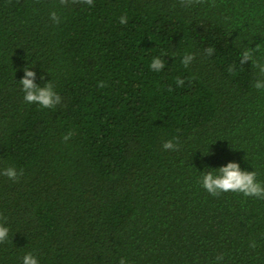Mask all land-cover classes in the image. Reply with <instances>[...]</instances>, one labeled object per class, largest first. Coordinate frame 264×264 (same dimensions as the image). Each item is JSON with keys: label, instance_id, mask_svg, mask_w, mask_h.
Returning a JSON list of instances; mask_svg holds the SVG:
<instances>
[{"label": "trees", "instance_id": "16d2710c", "mask_svg": "<svg viewBox=\"0 0 264 264\" xmlns=\"http://www.w3.org/2000/svg\"><path fill=\"white\" fill-rule=\"evenodd\" d=\"M261 67L264 0H0V264H264V199L202 186H264Z\"/></svg>", "mask_w": 264, "mask_h": 264}, {"label": "clouds", "instance_id": "9594fccd", "mask_svg": "<svg viewBox=\"0 0 264 264\" xmlns=\"http://www.w3.org/2000/svg\"><path fill=\"white\" fill-rule=\"evenodd\" d=\"M76 2V0H74ZM82 3H87L92 5V0H80ZM61 3H64V0H61ZM55 15V13L53 14ZM127 22L126 17L120 18V23L124 24ZM207 53L211 55L213 53L212 48L206 49ZM257 49L246 48L242 52L240 63L243 65L248 60H252L253 67H260L262 62L256 58L255 52ZM193 58L192 55H187L184 59L183 64L185 67L188 66L189 61ZM151 69L159 72L164 67V61L159 57L154 58L151 65ZM230 72L233 71V67H229ZM26 77H33L34 73L28 71L27 68L24 69ZM261 72L264 73V67H261ZM182 83V81H180ZM23 89L25 90L24 99L28 103L39 102L43 108H53L57 103L60 102L61 97L55 95L52 91L53 85L49 83L44 88H37L33 84L31 79L25 78L21 81ZM103 82H100L99 87H104ZM255 88L262 89L264 85L260 82H257ZM68 136L64 137V140L69 139ZM165 149H174L175 146L171 140L166 141L164 144ZM220 175H214L212 172H209L203 177L202 186L203 188L213 196H218L222 192H235L243 193L244 196H252L264 199V186L260 182H257L256 173L253 172H242L240 171L239 165L235 163H229L226 167L219 169ZM4 175L12 180L17 179V171L15 168L9 167L4 170ZM8 228L0 226V242H3L8 236ZM255 245L253 244V247ZM23 264H38L36 257L31 253L27 254L23 258ZM120 264H124V261L121 260Z\"/></svg>", "mask_w": 264, "mask_h": 264}]
</instances>
